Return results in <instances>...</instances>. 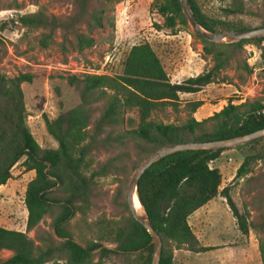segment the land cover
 <instances>
[{
  "label": "trees",
  "instance_id": "16d2710c",
  "mask_svg": "<svg viewBox=\"0 0 264 264\" xmlns=\"http://www.w3.org/2000/svg\"><path fill=\"white\" fill-rule=\"evenodd\" d=\"M74 1L79 10L70 21L38 11L22 15L19 22L24 26L48 30L42 36L43 46H47L53 31L61 27L66 30L73 28L78 49L90 47L95 42L94 37L74 28V25L85 22L89 30L101 27L105 9L90 11V3L96 0ZM189 3L200 24L209 31L249 29L241 23L210 17L201 9L199 0H189ZM154 7L164 18L162 27L174 31L180 24L188 25L180 0H155ZM261 9L264 11V0H261ZM225 11L228 15L259 14L246 0H231ZM261 25L264 26V17ZM195 36L203 44V54L212 55L214 63L180 82L172 81L161 58L147 41L131 48L121 74L86 72L65 76L68 84L79 90L81 101L54 119L45 118L49 134L58 142L56 149L42 148L27 125L22 84L31 82L33 75L21 73L6 77L0 74V186L12 178V168L17 163L27 171H35L25 195L28 211L26 231L0 226V252L12 251L10 256L0 259V264H92L97 253L100 257L110 253L136 254L135 264H151L152 236L131 212L125 220H110L104 224L116 244L113 248L105 247L98 239L77 237L71 226L78 214H85L90 208L96 178L116 167L112 163L111 167L103 166L87 174L86 169L91 166L88 158L98 144L110 141L124 144L134 139L140 145L145 144L148 158L169 145L225 139L264 127L262 99L238 104L229 100L220 111L202 120L194 114L203 101L193 100L186 103L189 115L182 122L152 119L153 112L158 109L166 106L178 109L181 93H196L209 84L226 82L227 75H222V71L234 59L241 57L245 44L255 45L264 57V36L229 43L211 42L197 33ZM67 42L71 44L66 39L62 43L64 51L68 48ZM241 67L248 73L253 70L248 59L241 60ZM99 106L101 114L94 120ZM131 109L138 111L140 122L137 127L104 135L109 127L122 126L125 123L123 114ZM133 122V119L128 120V124ZM261 141L264 137L244 145ZM224 150L172 153L156 161L141 177L138 184L141 202L163 239L160 264H174V248L188 246L199 252L216 248L201 244L189 217L219 194L227 200L242 234H249L248 214L239 211L230 185L220 189L223 174L220 168L212 165ZM255 159V155L247 156L236 176H240ZM124 205L130 211L127 191ZM48 215L53 216L52 226L62 240H46L47 245H41L27 232L37 228ZM260 251L264 264V241L260 242Z\"/></svg>",
  "mask_w": 264,
  "mask_h": 264
},
{
  "label": "rangeland",
  "instance_id": "374dc122",
  "mask_svg": "<svg viewBox=\"0 0 264 264\" xmlns=\"http://www.w3.org/2000/svg\"><path fill=\"white\" fill-rule=\"evenodd\" d=\"M154 1L91 2L90 11L105 9L103 25L89 30L85 22H77L74 28L92 35L95 40L92 46L78 49L73 28L55 29L47 46H43L42 36L48 30L24 26L19 22L22 15L38 11L70 21L79 10L74 0H0V74L6 77L21 73L33 75V80L24 82L22 89L27 125L42 148H58V142L46 128L45 118L54 119L81 101L79 90L70 86L65 78L70 73L121 74L131 48L146 41L151 43L161 58L173 82L195 76L214 63L212 55L203 54V44L189 23L180 24L174 31L162 27L164 18L155 9ZM246 1L259 14L228 15L225 8L231 0H199V3L203 12L210 17L234 21L249 28L262 26L264 11L261 9V0ZM66 39L71 44L67 42L68 48L64 51L62 43ZM244 59H248L253 67L252 72L242 69L241 60ZM222 75H227L226 82L214 83L211 89H205L200 94L181 93L178 109L172 106L158 109L153 112L152 119L182 122L189 115L186 103L198 98H204V103H208L206 107H211L213 113L220 111L229 100L237 101L235 104L254 99L264 101V57L255 45L245 44L241 57L234 59L222 71ZM100 114L101 106L96 109L94 120ZM123 117L125 123L122 126H111L104 135L109 132L114 135L123 128L137 127L140 122L136 109L126 111ZM129 119L134 122L128 124ZM263 143L229 148L233 149L232 152L216 161L226 176L223 185L231 186V195L239 211L248 214L251 224L249 234H242L227 200L218 195L190 218L192 229L196 231L201 244L216 248L199 252L188 246L173 247L174 264H263L260 251V242L264 241ZM139 145V141L134 139L124 144L103 142L90 154L88 159L91 166L86 169L87 174L103 166L111 167L112 163L116 167H111L106 175L96 178L90 208L72 221L71 228L77 237L98 239L108 248L116 246L104 224L110 220H125L131 215L124 205L127 186L135 170L148 156L145 144ZM249 155H255L253 164L236 176L237 169ZM34 176L35 171L25 170L21 163L12 168V178L0 186V226L26 231L28 211L25 195L28 183ZM52 220L53 216L48 215L37 228L28 231V235L41 245H47L46 240H62L55 234ZM11 254L12 251L3 250L0 259ZM136 257V254L114 253L100 257L97 253L92 264H135Z\"/></svg>",
  "mask_w": 264,
  "mask_h": 264
},
{
  "label": "water",
  "instance_id": "95a60500",
  "mask_svg": "<svg viewBox=\"0 0 264 264\" xmlns=\"http://www.w3.org/2000/svg\"><path fill=\"white\" fill-rule=\"evenodd\" d=\"M183 12L185 13L188 23L192 26L195 33L200 35L203 39L211 42H235L243 39H250L264 36V26H257L254 28L244 30H230V31H209L204 28L198 21L195 13L193 12L189 0H180ZM264 137V127L257 129L253 132L238 135L225 139H215L200 142H186L178 143L163 147L146 158L133 173L127 189V203L130 212L134 218L139 221L151 234L153 245V252L151 258V264H160L162 251H163V239L160 233L154 227L151 218L145 211V208L141 202L140 195L138 192V184L145 173L159 159L170 155L172 153L189 151V150H216V149H229L242 144L252 142L256 139ZM138 199L144 209V213H139L135 206V196Z\"/></svg>",
  "mask_w": 264,
  "mask_h": 264
},
{
  "label": "crops",
  "instance_id": "0c3cea01",
  "mask_svg": "<svg viewBox=\"0 0 264 264\" xmlns=\"http://www.w3.org/2000/svg\"><path fill=\"white\" fill-rule=\"evenodd\" d=\"M256 54V53H255ZM199 74V73H198ZM214 83H212V84H209L208 86H206L202 91H199V92H196V93H186V94H200L201 92H203L205 89H211V86L213 85ZM199 96V95H198ZM196 100H201V99H196ZM204 100V98L202 99V101ZM237 101H235V103H236ZM207 104L208 103H204V101H203V105L200 107V108H198V110L195 112V117L198 119V120H202V119H204V118H206V117H208L211 113H213V111L211 112V107H206L207 106ZM221 106H219V108H220ZM223 107V106H222ZM214 110H216V107H215V109ZM232 150L233 149H226V150H224L223 152H222V154H221V156L218 158V159H216L213 163H212V165H214L215 167H218V168H220V170H221V172H222V174H223V183H222V186L220 187V189H222L223 188V184H224V182H225V173H224V170H223V168L222 167H220V166H217L216 165V161L217 160H220V159H222L223 157H226V156H228L229 155V153H231L232 152ZM220 195V194H219ZM211 201V200H210ZM209 201V202H210ZM209 202L208 203H206L204 206H202V207H200L198 210H196L193 214H191L190 215V217H189V223H190V221H191V217H193V216H195V214H197V213H199L203 208H205L208 204H209ZM191 224V223H190ZM196 232V231H195ZM183 264H185V263H183Z\"/></svg>",
  "mask_w": 264,
  "mask_h": 264
},
{
  "label": "bare ground",
  "instance_id": "6f19581e",
  "mask_svg": "<svg viewBox=\"0 0 264 264\" xmlns=\"http://www.w3.org/2000/svg\"><path fill=\"white\" fill-rule=\"evenodd\" d=\"M135 206H136V209L138 210L139 213H144V209H143L137 195L135 196Z\"/></svg>",
  "mask_w": 264,
  "mask_h": 264
},
{
  "label": "built area",
  "instance_id": "2783aa9c",
  "mask_svg": "<svg viewBox=\"0 0 264 264\" xmlns=\"http://www.w3.org/2000/svg\"><path fill=\"white\" fill-rule=\"evenodd\" d=\"M233 103H235V101H233ZM263 105H264V101H263ZM261 112L264 113V108H263V110Z\"/></svg>",
  "mask_w": 264,
  "mask_h": 264
}]
</instances>
